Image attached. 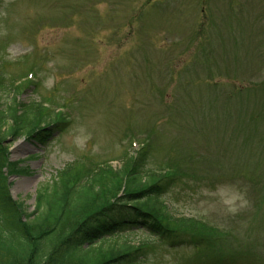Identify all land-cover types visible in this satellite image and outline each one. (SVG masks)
<instances>
[{
    "label": "rangeland",
    "instance_id": "1",
    "mask_svg": "<svg viewBox=\"0 0 264 264\" xmlns=\"http://www.w3.org/2000/svg\"><path fill=\"white\" fill-rule=\"evenodd\" d=\"M0 84V110L61 121L44 144L26 128L1 144L27 215L66 163L118 167L144 147L147 172L174 179L171 214L208 231L119 234L152 245L136 264H264V0H0Z\"/></svg>",
    "mask_w": 264,
    "mask_h": 264
},
{
    "label": "trees",
    "instance_id": "2",
    "mask_svg": "<svg viewBox=\"0 0 264 264\" xmlns=\"http://www.w3.org/2000/svg\"><path fill=\"white\" fill-rule=\"evenodd\" d=\"M23 106L15 101L6 111L0 110V251L13 256L0 264H136L152 245L114 240L133 228L148 230L151 238L146 239L157 244H204L205 231L200 229L206 227L168 210L162 196L174 179L147 172L144 147L138 157L130 155L118 167L65 164L37 188L34 209L29 213L32 217L27 219L30 215L9 194L8 176L20 172V167L8 160V150L1 144L25 128L30 139L44 143L61 129V121L42 123L46 120L42 118L36 122L35 107L23 118L24 112H18ZM7 119L10 126L5 129Z\"/></svg>",
    "mask_w": 264,
    "mask_h": 264
}]
</instances>
